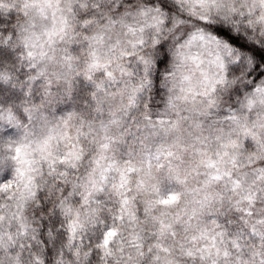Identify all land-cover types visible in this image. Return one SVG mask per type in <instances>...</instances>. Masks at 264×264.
<instances>
[{
  "label": "clouds",
  "instance_id": "clouds-1",
  "mask_svg": "<svg viewBox=\"0 0 264 264\" xmlns=\"http://www.w3.org/2000/svg\"><path fill=\"white\" fill-rule=\"evenodd\" d=\"M0 264H264V0H0Z\"/></svg>",
  "mask_w": 264,
  "mask_h": 264
}]
</instances>
